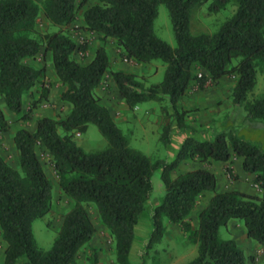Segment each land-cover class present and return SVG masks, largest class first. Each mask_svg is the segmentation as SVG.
I'll return each mask as SVG.
<instances>
[{"label":"trees","instance_id":"16d2710c","mask_svg":"<svg viewBox=\"0 0 264 264\" xmlns=\"http://www.w3.org/2000/svg\"><path fill=\"white\" fill-rule=\"evenodd\" d=\"M230 1L96 0L87 4L88 0H0V135L10 129L11 116L6 112L17 115L18 121L25 124L38 103L48 96L49 88L40 80L44 67L25 62L40 51L50 55L53 71L63 85L59 100L70 105L61 117H39L34 130L16 128L12 141L18 167L9 164L0 152L3 264H75L80 250L96 232L86 204L96 208L113 240L117 263L130 264L134 228L153 191L152 175L158 169L165 192L153 208L149 242L162 234L165 216L168 223L179 224L197 245L196 256L179 264H257L253 255L245 256L234 239L219 237L221 226L230 219H239L247 237L262 248L264 264V146L233 130H219L211 139L186 136L173 159L151 161L145 153L129 146L97 92L110 70L106 48L96 47L93 57L82 63L75 53L80 50L84 56L86 46L77 45L65 30L77 20L78 9L82 8L79 28L99 33L103 40L113 39L120 56L138 64L157 59L165 64L162 80L149 87L133 72L110 70L128 108L165 97L172 108L170 116L184 129L183 112L177 105L191 83L197 79L203 87L208 80L216 82L222 76H233L231 97L234 105L245 109L244 123L264 129V93L248 97L256 85L258 69L264 73V0H234V13L212 33L192 34L189 29L193 9L209 2L207 10L216 13ZM160 3L168 11L175 47L153 31ZM41 16L57 29L40 30ZM38 81H42L41 94L25 108L24 98ZM89 124L96 125L107 139L106 148L86 152L76 145L74 134L84 132ZM169 129L167 125L162 136L165 144L169 142ZM39 147L50 156L61 191L72 200L48 250L37 245L32 230L33 220L44 216L52 202L53 186L39 159ZM232 154L241 158L245 172L256 174L260 194L237 189L218 191L215 173L202 168L171 177V171L186 159L225 162ZM225 171L234 177L230 167ZM205 192L211 197L192 227L188 217ZM88 260L98 264L95 254H90Z\"/></svg>","mask_w":264,"mask_h":264},{"label":"rangeland","instance_id":"374dc122","mask_svg":"<svg viewBox=\"0 0 264 264\" xmlns=\"http://www.w3.org/2000/svg\"><path fill=\"white\" fill-rule=\"evenodd\" d=\"M36 1L38 3L41 2V0ZM78 2H80V0H77V3ZM93 2L95 3L96 0H88L87 4ZM208 5L209 2L191 11L189 29L192 34H197L200 32L212 33L216 31L220 24L225 19L231 17L236 9V3L234 0H231L225 9L216 13L208 11ZM81 10L82 8L78 9V17L75 22L81 19ZM79 26L80 25L67 26L65 27V30L72 36L77 45L86 46L84 56L80 50L75 53V57H77V59H79L82 63H87L89 61L87 52L91 53L96 49V47L102 45L106 48L110 56V70L122 69L127 72H133L138 76L137 78L145 87H149L162 80L165 71V64L161 60H152L151 62L144 64H138L131 60H127L126 58L119 55V49L117 48L113 39L103 40L99 33L87 32L79 28ZM38 28L40 30L53 31L57 29V26L52 25L48 20H46L44 16H41L39 19ZM153 31L156 36L168 42L172 47H175L176 42L174 39L170 18L163 3L158 5V14L154 20ZM102 41L103 43H101ZM45 54L46 53L40 54V67H44V77L40 80H43V86L49 88L50 79L47 77V72L50 73L51 70L47 68L48 59L45 58ZM28 61L30 62L31 59H28ZM110 70L105 74L98 90L100 91L101 99L106 97L109 102H113V117L122 132L128 138L129 146L145 153L147 156H149L151 161H170L173 159L179 148L177 144L180 142L182 137V128L178 127L176 125V121L170 116L172 108L167 99L163 97L162 99L148 100L139 104L138 108H129V111L124 107V101L118 93L116 87H113L108 83V80H112ZM199 74L200 72H198L197 77L200 76ZM227 78L228 79H225V82H223L224 86H226L227 83H230V76H227ZM41 82L38 81L31 91L27 93V106L32 101L36 100V97L41 94ZM217 85L218 83L212 82L210 80H208L203 87L199 86L197 79L191 83L187 92L178 101L177 105L179 111L183 112L184 121L186 116L195 118L196 112L198 110H189L186 108L189 106V104H191L189 103L190 100L192 102H196L197 98H211L213 94H216V91L214 90ZM260 92L262 94L264 93V73L258 69L257 84L251 95H249V98H252L256 93ZM47 98L44 101L41 100L37 105L39 109L38 112L42 113L44 112L42 109L47 111V109H55L57 107L53 106L56 103L54 100L51 101ZM219 98H221V101H219L218 104L221 107L226 108L217 112V114H219L220 120H223V116H225L226 111H230L229 105L233 107H236L237 105L233 104L232 97L228 99V102L225 101L226 96L223 93ZM56 104L58 105L60 112H62L64 110L63 105H59L58 103ZM1 105L4 107L3 103H1ZM123 109H125L123 111L124 113L121 112ZM40 110H42V112ZM243 111V116H245L246 112L244 108H242V112ZM118 112H121L120 116ZM58 116L61 117L59 113ZM242 118L244 119V117ZM18 124V119L14 120L11 118L9 129L10 132L7 131L6 133L0 135V152L7 162L14 167H18V155L13 145L11 135L13 134L14 129L17 128ZM167 125L170 126V129L167 133L169 136V142L165 144L162 140V136L165 134V127ZM244 125L246 126L245 123ZM216 131L219 130H215V132ZM73 139L76 145L81 147L86 152L104 149L108 145L107 139L99 132L98 128L94 124H89L84 132L74 134ZM176 146L177 149H175ZM37 153L48 177L52 182L53 190L50 210L44 216L33 220L32 230L37 245L42 250H48L58 232L62 220V214L71 207L72 200L61 191L58 178L50 163V156L47 154V152L42 150L41 147L38 148ZM186 167L187 165L183 166L182 169H185ZM182 169L178 168L174 170L175 174H178V172H180ZM160 172V169L153 172V191L145 203V210L140 215L134 228V240L129 255L130 264H179L190 261L197 254V245L189 240L187 234L182 231L179 224L168 223L165 216L162 217V222L164 225L162 234L157 240L149 242V238L153 230L151 220L153 208L160 202L165 192V187L161 180ZM218 178V180H220V176H218ZM202 201L203 199L199 197L200 205ZM85 206L92 222L95 225L96 232L91 242L80 250L75 264H90V261L88 260L90 254L96 255L98 264H118L115 259L113 240L109 236L108 231L101 224L96 208L92 204H86ZM188 220L192 224V227H195L197 225V214L195 212L191 213L188 217ZM234 223L240 224L242 229L245 230L241 220L231 219V221L227 223L226 226H221L219 228V237L222 239H234L232 234V227ZM236 237L239 239V241L241 240L239 234ZM249 240H251L250 242L252 245L258 244L251 238ZM0 245L3 246L1 241ZM242 249L245 256L248 257L250 254L249 244H243ZM1 250L2 247H0V252ZM92 250L93 252H91ZM261 255L262 253L260 251H253V256L255 257V262L257 264H261L263 262Z\"/></svg>","mask_w":264,"mask_h":264},{"label":"crops","instance_id":"0c3cea01","mask_svg":"<svg viewBox=\"0 0 264 264\" xmlns=\"http://www.w3.org/2000/svg\"><path fill=\"white\" fill-rule=\"evenodd\" d=\"M72 25H75V26L76 25H82V20H78L77 22H74ZM101 43H103V41ZM41 53L43 54L44 51H40L39 54L35 58H26L25 62L29 65H32L35 67H40L41 64L39 61H40V54ZM93 54H94V51L91 53L87 52V56H88L89 60L93 57ZM45 58L48 59L47 68L51 70L50 73L47 72V77H49V79H50L49 93H48L47 99H49L51 101L54 100L59 105H63L64 110L62 112H60V110L58 109V105L56 103L53 105V106H57L55 109H53V108L47 109L46 107H44L47 109V111L42 109L44 111V112H42V110H40L42 113L38 112L39 109L37 107L31 113V119L25 121V124L23 123L24 125L18 121L19 124L17 125V128L18 127H26L29 130H34L36 120L39 117L47 116V115L48 116H57L58 113L63 116L68 111V109L70 108L69 104L63 103L59 100V94L63 89V85L60 83V81L58 80L57 76L55 75V73L53 71V66L51 63L50 55L48 53L45 54ZM75 58L77 59V57H75ZM28 59H31V61L29 62ZM41 59H42V57H41ZM110 64H111V61H110ZM230 78H231V80H229L230 83H227L226 86L223 85V82H225V79H228L227 76H222L220 79H218V81L215 82V83H218L217 87L214 90V91H216L215 92L216 94H213L211 96V98H207V99H205L203 97L197 98V99L195 98L196 102H192L190 100L189 103H191V104H189V106H187L186 108L189 110L190 109H198L199 111L197 110L195 118H192L190 116L185 117L186 119H185L184 124L186 125V127L181 130L182 131V137L180 139V142L177 144V146L181 145L183 139L186 136H191V137H194L196 139H211V138H213V134H214L215 130H233L240 137L250 139V140L256 142L257 144L264 146V129L254 128V127H249L247 125L246 126L244 125V121L242 118V117H244L243 116L244 111L242 112L243 107L241 105L233 107V106L227 104L230 106L229 107L230 111H226L225 116H223V120H220L219 114H217V112L221 109H224L225 107H221L218 104L219 101H221V98H219V97H221V94L223 93L226 96L225 101H227V102H228V99L231 97L230 95H231V91H232V88L234 86L235 80H234L233 76H230ZM108 83H109V85L115 87L113 79L108 80ZM256 84H257V80H256ZM97 92L99 93V95H101L100 91L98 89H97ZM251 93L252 92H250L248 94V97H249V95H251ZM261 94H262L261 92L256 93L252 98L258 97ZM252 98H249V99H252ZM26 99L27 98H24V107L25 108L27 107L26 104L28 102V100H26ZM44 100H46V99H43V101ZM101 102L107 106V108L110 110L111 114L113 115V112H114V110H113L114 108L112 107L113 102H109V100L106 97L102 98ZM123 105L126 109H128L130 111V109L124 103H123ZM134 108H138V106H135ZM124 110L125 109H123L121 112H123ZM121 112H118L119 116H120ZM6 113L8 116H11L12 119H14V120L17 119V115L12 114L11 112H6ZM15 130L16 129H14V131ZM177 146L175 147V149H177ZM185 165H187V167L185 169L184 168L182 169V167ZM226 167H230L232 169V173L234 174V177L228 176V174L225 171ZM240 167H241V158L237 157L235 154H232L230 159L228 161H225V162L212 160V159H210L209 161H206V162H200L197 160L186 159V160L182 161L176 169H178V168L182 169L180 172H178V174L185 172L187 170L196 169V168L207 169V170L214 172L216 175V178H217L216 190H218V191L237 189V190H241V191L251 193V194H260L261 193L260 187L255 183L256 174L245 172L242 169V167L241 168ZM176 169H174V170H176ZM174 170L171 171L172 172L171 177H175L176 175H178V174H175ZM218 176H220V180H218L219 179ZM200 197L203 199V201L201 202V205H200L199 199L197 200V204H196L195 208L193 209L192 213L195 212L196 214H198V212L207 204L209 198L211 197V193L205 192ZM230 221H231V219L227 223H229ZM232 234H233V238L236 240L237 244L241 248L243 247V244H249V249H250L249 256L253 255L254 250H257V251H260L262 253L261 256L263 257L262 248L259 246V244L252 245V243L250 242L251 240H249L250 238L247 237L245 230L242 229L240 224H238V223L233 224ZM238 234L240 235V238H241L240 241L236 237V236H238ZM2 243H3V246L0 245V247H2V250L0 252V264H3V254H4V247H5L4 242H2ZM262 257H261V259H262Z\"/></svg>","mask_w":264,"mask_h":264},{"label":"built area","instance_id":"2783aa9c","mask_svg":"<svg viewBox=\"0 0 264 264\" xmlns=\"http://www.w3.org/2000/svg\"><path fill=\"white\" fill-rule=\"evenodd\" d=\"M200 75V74H199Z\"/></svg>","mask_w":264,"mask_h":264}]
</instances>
